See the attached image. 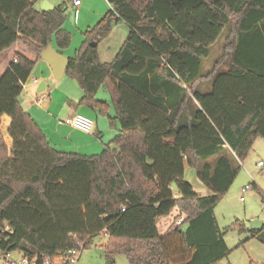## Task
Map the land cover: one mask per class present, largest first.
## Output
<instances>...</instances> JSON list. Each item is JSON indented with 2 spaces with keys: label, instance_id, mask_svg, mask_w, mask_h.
<instances>
[{
  "label": "trees",
  "instance_id": "16d2710c",
  "mask_svg": "<svg viewBox=\"0 0 264 264\" xmlns=\"http://www.w3.org/2000/svg\"><path fill=\"white\" fill-rule=\"evenodd\" d=\"M38 1L0 0V56L17 45L38 59L50 44L70 48L66 13L40 12ZM106 1L66 71L79 105L118 129L101 154L56 150L22 108L35 61L19 56L0 78V122L10 120L12 139L11 148L0 137V228H11L2 248L56 259L104 233L102 248L130 264H216L230 254L215 209L237 177L232 158L245 161L264 140V0ZM120 22L129 34L104 64L98 46ZM228 26L224 54L204 74ZM187 169L210 195H197ZM250 186L264 203V190ZM176 209L185 219L161 234L158 221Z\"/></svg>",
  "mask_w": 264,
  "mask_h": 264
},
{
  "label": "rangeland",
  "instance_id": "374dc122",
  "mask_svg": "<svg viewBox=\"0 0 264 264\" xmlns=\"http://www.w3.org/2000/svg\"><path fill=\"white\" fill-rule=\"evenodd\" d=\"M50 1L56 4L63 3L69 7L68 11L65 12L68 19L63 28L69 32L72 37V44L69 50L75 55L76 50L82 46L85 40L84 32L88 30V26H90V28L95 27L101 21L102 17L98 21H94V11L82 14L80 21L81 27H84L82 29L78 27V18L76 20V17H74L71 0ZM100 1L99 5L105 4V12H107V8H109L107 2L105 0ZM37 4L38 2L35 8ZM105 8L103 7L102 10H105ZM229 33L230 26L226 27L218 42L211 48L210 56L204 59V74L211 72L215 63L223 56ZM116 38L117 36H115V39ZM110 39H112V37L104 40L103 43L107 45V43L111 41ZM225 69H227V62H224L220 67V70ZM201 90L204 92L205 88ZM27 99L26 93H23L20 101L23 103V101ZM98 99L100 101L110 102V96L103 91H100ZM9 128L10 120L4 118L0 122V137H5L7 145L12 148V139L7 134ZM101 152L102 151H99V153H89L86 156L98 155L101 154ZM229 155L233 156L231 152H229ZM232 162L237 171V177L228 193L223 197L215 209V216L220 229L224 233V240L230 250V254L216 264H251V262L262 264L264 263V229L255 238H252L253 234H251L248 229L255 222H260L262 226H264V203L255 189L251 188L246 193H242V189L248 185L256 184L260 189L264 190V140H256L245 161L239 162L236 158H232ZM260 162L263 163L261 167L258 166ZM185 180L193 184L196 189H199L193 170H186ZM241 198H244V201H241ZM181 216H183L184 219L186 217L179 209L174 210L169 220L172 226H169V228L168 225L159 220V232L164 234L168 232V230L174 229L176 227V222ZM244 228H246L245 231L243 230ZM108 240V236L104 233L93 237L83 250L78 264H108L110 260H115L116 264H130L125 255L117 254L115 256H110V254L102 248L107 244Z\"/></svg>",
  "mask_w": 264,
  "mask_h": 264
},
{
  "label": "crops",
  "instance_id": "0c3cea01",
  "mask_svg": "<svg viewBox=\"0 0 264 264\" xmlns=\"http://www.w3.org/2000/svg\"><path fill=\"white\" fill-rule=\"evenodd\" d=\"M73 1L74 0H71V7L74 12V17H76V20L78 18V27L82 29L84 28L80 25L82 14L94 11V21H98L101 17L103 18L110 9V5L106 0L105 1L109 6V8H107V12H105V4L99 5L101 2L100 0H82L80 7H74ZM48 6L52 7V11L54 9H60L67 12L69 9L68 5L63 3L56 4L50 0H39L36 9L41 12L42 8ZM103 7L105 10H102ZM88 27L90 28V26ZM128 34L129 28L125 23L120 22L113 25L112 32L108 37H112V39H110L111 41H109L107 45L103 43L104 41H102L98 46V52L102 63H111L115 59ZM115 36H117L116 39ZM52 45L54 49L67 60L74 57L72 51L69 49L60 51L56 47L55 43ZM19 56L26 57L27 59L36 62L32 76L29 78L27 89L26 91H23L26 93L28 99L24 100L23 103L20 100L19 102L22 108L33 117V119L47 135L51 145L60 152L77 153L83 156H86L89 153L92 154L103 151L105 146L109 144L115 136H117L118 129L111 126L107 116L100 115L98 112L86 106L79 105L83 93L76 81L66 77V75L61 80L55 79L54 73L48 62L41 58L38 59L36 55L29 52L22 45H17L0 56V78L9 68L13 59ZM34 79L37 80V83L33 82ZM205 91H207V88H205ZM42 92L48 96V101L39 107L33 103L32 98ZM77 114H82L94 120L95 126L92 134H85L71 127L70 121ZM110 115L114 116V112L112 113L111 111ZM194 174L195 180L199 186V189H196L193 186L197 195L202 197L210 195V192L201 184L195 171ZM169 220L170 217L161 219L164 224L168 225V228L169 226H172V223ZM183 220V216L179 217L176 222V227L181 225ZM263 229L264 226L259 232H262ZM171 230L172 229L168 230V232ZM168 232H165L164 234Z\"/></svg>",
  "mask_w": 264,
  "mask_h": 264
},
{
  "label": "built area",
  "instance_id": "2783aa9c",
  "mask_svg": "<svg viewBox=\"0 0 264 264\" xmlns=\"http://www.w3.org/2000/svg\"><path fill=\"white\" fill-rule=\"evenodd\" d=\"M81 4L82 0L73 1L74 7H80ZM13 62H17V57L13 59ZM28 81L23 83L24 91L27 89ZM33 82L37 83V80L34 79ZM32 101L36 106L40 107L48 101V96L42 92L33 97ZM70 125L77 131L85 134H92L94 131L95 122L87 116L77 114L70 121ZM258 166H263V163H259ZM250 189L251 186L248 185L242 189V193H246ZM241 201H244V198H241ZM7 233H11V228L6 224L5 227L0 228V264H78L82 256V252L86 247V242H80L75 248L68 250L65 254L59 256L56 259L44 256L29 257L21 252L9 251L2 248L3 244L8 240L6 237Z\"/></svg>",
  "mask_w": 264,
  "mask_h": 264
},
{
  "label": "water",
  "instance_id": "95a60500",
  "mask_svg": "<svg viewBox=\"0 0 264 264\" xmlns=\"http://www.w3.org/2000/svg\"><path fill=\"white\" fill-rule=\"evenodd\" d=\"M52 11V7L48 6L45 8H42L41 12L48 13ZM97 44H92V47H96ZM40 58L47 61L50 65L54 77L57 80H61L65 75L68 68V60L64 58L62 55L58 53L53 47L52 44L48 45L47 48H45L40 55ZM262 223L255 222L251 225V227L248 229L250 232L252 231H260L262 229Z\"/></svg>",
  "mask_w": 264,
  "mask_h": 264
}]
</instances>
